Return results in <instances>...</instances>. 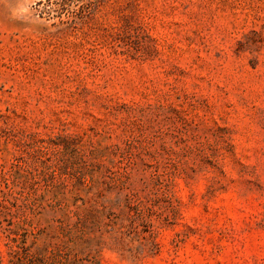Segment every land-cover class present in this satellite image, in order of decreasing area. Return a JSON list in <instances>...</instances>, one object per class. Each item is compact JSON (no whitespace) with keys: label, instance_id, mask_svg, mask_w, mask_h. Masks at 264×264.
<instances>
[{"label":"rangeland","instance_id":"374dc122","mask_svg":"<svg viewBox=\"0 0 264 264\" xmlns=\"http://www.w3.org/2000/svg\"><path fill=\"white\" fill-rule=\"evenodd\" d=\"M0 264H264V0H0Z\"/></svg>","mask_w":264,"mask_h":264}]
</instances>
